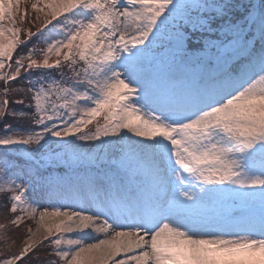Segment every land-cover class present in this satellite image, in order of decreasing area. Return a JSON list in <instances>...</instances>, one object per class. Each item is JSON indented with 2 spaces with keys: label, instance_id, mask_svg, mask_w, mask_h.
Wrapping results in <instances>:
<instances>
[{
  "label": "snow or ice",
  "instance_id": "obj_1",
  "mask_svg": "<svg viewBox=\"0 0 264 264\" xmlns=\"http://www.w3.org/2000/svg\"><path fill=\"white\" fill-rule=\"evenodd\" d=\"M20 4L0 264H264V0Z\"/></svg>",
  "mask_w": 264,
  "mask_h": 264
},
{
  "label": "trees",
  "instance_id": "obj_2",
  "mask_svg": "<svg viewBox=\"0 0 264 264\" xmlns=\"http://www.w3.org/2000/svg\"><path fill=\"white\" fill-rule=\"evenodd\" d=\"M31 0H21V5L23 10H27L28 12V18L25 20V22L23 23V27L24 28H31L34 29L36 28V24H33V21L35 20V15H34V11H31ZM42 17V15H41ZM33 43H36L35 41H33ZM29 47H31V45H29ZM2 127V126H0ZM17 215H19V212L16 213ZM6 218H11V213L7 212L6 209L4 208H0V223H5L6 222ZM31 224L30 220H25V225ZM5 247L4 243L2 241H0V250H3Z\"/></svg>",
  "mask_w": 264,
  "mask_h": 264
},
{
  "label": "rangeland",
  "instance_id": "obj_3",
  "mask_svg": "<svg viewBox=\"0 0 264 264\" xmlns=\"http://www.w3.org/2000/svg\"><path fill=\"white\" fill-rule=\"evenodd\" d=\"M20 8H21V10H23V8H22V5L20 4ZM31 11H34V15L36 16L37 15V13L35 12V10H33V9H31ZM42 15V14H41ZM41 20H42V17H41ZM6 23V22H5ZM18 26H20L19 25V21H18ZM38 26V23L36 24V26L35 27H37ZM32 31H35L36 30V28H34V29H31ZM31 224H32V226L34 227L35 225H34V222H32L31 221ZM86 239V242H92L91 240H89V239H87V238H85Z\"/></svg>",
  "mask_w": 264,
  "mask_h": 264
}]
</instances>
